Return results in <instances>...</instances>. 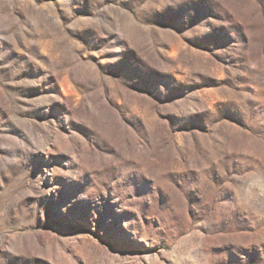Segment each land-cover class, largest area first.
<instances>
[{
	"label": "rangeland",
	"instance_id": "rangeland-1",
	"mask_svg": "<svg viewBox=\"0 0 264 264\" xmlns=\"http://www.w3.org/2000/svg\"><path fill=\"white\" fill-rule=\"evenodd\" d=\"M0 264H264V0H0Z\"/></svg>",
	"mask_w": 264,
	"mask_h": 264
}]
</instances>
